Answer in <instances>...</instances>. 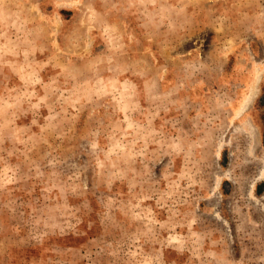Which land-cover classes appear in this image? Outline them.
Instances as JSON below:
<instances>
[{
	"label": "rangeland",
	"instance_id": "rangeland-1",
	"mask_svg": "<svg viewBox=\"0 0 264 264\" xmlns=\"http://www.w3.org/2000/svg\"><path fill=\"white\" fill-rule=\"evenodd\" d=\"M0 264H264V0H0Z\"/></svg>",
	"mask_w": 264,
	"mask_h": 264
}]
</instances>
